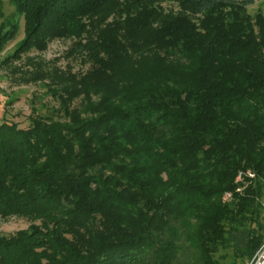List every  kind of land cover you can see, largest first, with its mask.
Returning <instances> with one entry per match:
<instances>
[{"label": "trees", "instance_id": "trees-1", "mask_svg": "<svg viewBox=\"0 0 264 264\" xmlns=\"http://www.w3.org/2000/svg\"><path fill=\"white\" fill-rule=\"evenodd\" d=\"M111 1L14 0L21 49L79 35ZM163 1L115 3L126 19L91 54L84 111L69 95L63 121L0 120V217L31 221L0 233V264H220L227 248L245 264L264 240V14L173 0L163 15Z\"/></svg>", "mask_w": 264, "mask_h": 264}, {"label": "rangeland", "instance_id": "rangeland-1", "mask_svg": "<svg viewBox=\"0 0 264 264\" xmlns=\"http://www.w3.org/2000/svg\"><path fill=\"white\" fill-rule=\"evenodd\" d=\"M118 1L123 0H113L103 10L85 18L87 26L79 35H76L78 32L58 34L41 45L21 49L23 17L17 12L14 0H0V29L10 33L7 38L0 40V120L16 122L20 127L28 126L30 117L34 115L63 121L62 97L64 99L69 95H72L70 108L78 107L84 111L88 105L82 90L83 78L92 68L91 54L100 50L102 33L112 29L108 24L116 21L121 23L126 19V14L120 18L115 15V3ZM157 8L163 15L179 12L173 0H164ZM247 10L251 15L257 12L264 14V0H255ZM12 24L18 26L15 33ZM119 30L124 32V29ZM125 76L126 72L120 75V79L124 80ZM108 85V82L102 81L103 88ZM88 88L92 93L90 100L98 101L100 95L93 93L99 91L98 86ZM260 201V222L264 224V190ZM30 223L25 217H0V233L10 235L27 228ZM243 237V233H232V247L240 244ZM232 249H220L216 253L220 264H244L234 257Z\"/></svg>", "mask_w": 264, "mask_h": 264}, {"label": "built area", "instance_id": "built-area-1", "mask_svg": "<svg viewBox=\"0 0 264 264\" xmlns=\"http://www.w3.org/2000/svg\"><path fill=\"white\" fill-rule=\"evenodd\" d=\"M247 176L248 178H253L254 173L250 170H247L246 172H240L237 176L235 181L236 182H243V176ZM244 186L238 187L237 191L240 192L243 189ZM232 197L231 192H226L222 196L223 201H229ZM245 264H264V240L261 242L259 247L256 249V251L253 253V255L246 261Z\"/></svg>", "mask_w": 264, "mask_h": 264}]
</instances>
